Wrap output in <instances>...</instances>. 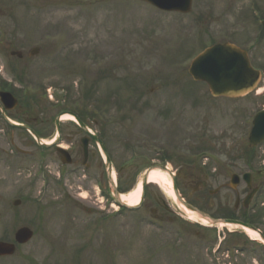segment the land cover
I'll use <instances>...</instances> for the list:
<instances>
[{
	"label": "rangeland",
	"instance_id": "374dc122",
	"mask_svg": "<svg viewBox=\"0 0 264 264\" xmlns=\"http://www.w3.org/2000/svg\"><path fill=\"white\" fill-rule=\"evenodd\" d=\"M263 16L264 0H193L187 14L160 11L141 1L0 0V75L13 79L10 68H17L25 82L16 86L24 96L36 95L38 103L31 108L37 113H57L59 102L79 106L89 89L78 108L107 115L102 128L111 130L110 151L119 164L131 163L125 173L138 174L130 195L145 169L134 163L127 147L135 136L148 138L151 158H159L156 152L164 146L162 154L169 152L173 162L203 144L247 145L251 120L264 108V80L259 94L215 99L206 84L193 81L188 68L205 46L229 41L248 50L264 73ZM35 46L40 53L30 56ZM13 50H21L23 59L11 56ZM62 88L68 89L65 98ZM22 138L14 141L25 153H11L9 137L0 133V239L12 240L13 230L24 225L36 234L13 256L0 258V264H264V255L250 247L229 257L221 249L219 263L210 261L202 249L207 244L183 222L152 223L151 196L138 211H125L103 226L102 254L95 250L94 231L85 234L89 247L85 239L65 237L63 216L49 218L53 209L62 208L49 206L63 192L62 186L52 185L59 159L50 154L42 160L40 148ZM148 187L147 193L179 211L163 187ZM17 198L23 201L19 210L13 206ZM183 228L185 236L179 234Z\"/></svg>",
	"mask_w": 264,
	"mask_h": 264
},
{
	"label": "flooded vegetation",
	"instance_id": "af4514ba",
	"mask_svg": "<svg viewBox=\"0 0 264 264\" xmlns=\"http://www.w3.org/2000/svg\"><path fill=\"white\" fill-rule=\"evenodd\" d=\"M60 115L61 113L40 114L25 111L21 104L8 110L0 98V121L6 123V117L15 118L40 136L54 135L53 127L56 128V120ZM77 116L90 128V131L82 129L75 121L64 122L61 124L59 144L49 147L46 153L47 155L56 154L60 159L61 155L57 153V149L62 147L68 151V158L71 160L66 165L59 163L57 170L61 172L57 173L59 180L63 182L64 192L59 194L60 200L55 201L54 205L53 203L49 205L58 209L62 207L59 210L53 209L54 214L51 218L57 220L59 216H63L66 223L64 229H68L65 237L69 236L71 239L82 238L87 228H95L96 232H101L103 216L110 215L106 221L115 217L112 207L116 200L110 197V184L99 141L106 146L117 181L123 178L126 183L132 184L137 176L136 172L127 174L120 169L116 156L109 152L112 139L110 140L108 135L111 134V130H103V115L80 113ZM9 126L11 128L6 129L5 134L11 137L12 143H15L14 137H19L20 140H18L22 142L23 136L27 137L24 140L26 144L34 143L27 128ZM138 138L140 137L132 140L131 146L147 154L148 152L143 151L146 149L144 140ZM14 146L17 150H21L16 143ZM208 150L211 155L201 159L191 158L189 161H181L175 171L171 172L180 194L201 212L216 219L248 223L264 236V145H210ZM84 189L87 190L85 192H89L87 196L77 191ZM249 196L250 199L247 200ZM151 204L155 207H151L150 211L160 221L163 217L162 211L163 215L170 213L159 196L153 197ZM16 209L19 210V207ZM18 212H16L17 215ZM86 216L89 218L87 219ZM199 229L206 240L218 238L219 234L215 228L201 227ZM69 232L71 235H68ZM195 232L200 234L199 230ZM228 236L231 241H234L232 245L237 251H245L246 247L251 249L264 247L261 243L249 244L239 236V233H226L224 238Z\"/></svg>",
	"mask_w": 264,
	"mask_h": 264
},
{
	"label": "water",
	"instance_id": "95a60500",
	"mask_svg": "<svg viewBox=\"0 0 264 264\" xmlns=\"http://www.w3.org/2000/svg\"><path fill=\"white\" fill-rule=\"evenodd\" d=\"M145 1L164 10L180 12H189L192 5V0ZM38 51V49H33L32 54L34 55ZM12 54L22 55L21 52H12ZM189 71L195 80L207 81L213 95H225L229 97H237L248 93L255 87L260 76L251 68L247 52L230 43L217 44L205 50L192 62ZM4 100L12 101L8 94L5 95ZM263 138L264 112L260 113L255 120L250 141L253 144H257ZM38 141L40 142L39 139ZM60 151L62 153L65 152L62 149ZM62 160L63 162L67 161L65 158ZM143 185L145 187L146 179L143 180ZM173 191L179 202L188 209L196 211L180 198L175 185L173 186ZM114 192L117 195L116 190ZM17 203L18 201H16ZM209 220L214 221L212 219ZM32 234L29 228L23 227L17 231L16 240L21 243L26 242L32 237ZM14 251V244L0 242V255L12 254Z\"/></svg>",
	"mask_w": 264,
	"mask_h": 264
},
{
	"label": "bare ground",
	"instance_id": "6f19581e",
	"mask_svg": "<svg viewBox=\"0 0 264 264\" xmlns=\"http://www.w3.org/2000/svg\"><path fill=\"white\" fill-rule=\"evenodd\" d=\"M66 118H71V116L66 115ZM148 180L150 182L160 184L167 191V194L169 196H171L172 198H174L173 192L171 189V182L169 181L168 177L166 176V173L162 172L159 169H155L154 171L150 172V174L148 176ZM141 190H142V185H141V183H139L138 186L136 187V190L132 194L122 195L121 201L126 203V204H129V205L137 204L140 200ZM186 213L190 219L197 218L196 214L193 213L192 211H186ZM224 226H228L230 228H239V226L236 224H228V225H226L225 223L219 224L220 228L224 227ZM243 229L250 237H252V238L258 237L257 232H255L249 228H243Z\"/></svg>",
	"mask_w": 264,
	"mask_h": 264
}]
</instances>
